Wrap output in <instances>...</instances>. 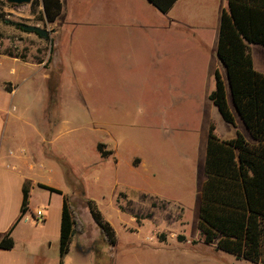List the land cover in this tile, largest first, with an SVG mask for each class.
<instances>
[{
  "label": "rangeland",
  "instance_id": "374dc122",
  "mask_svg": "<svg viewBox=\"0 0 264 264\" xmlns=\"http://www.w3.org/2000/svg\"><path fill=\"white\" fill-rule=\"evenodd\" d=\"M63 12L49 22L41 5L0 0V54L46 63L29 65L13 102V112L26 116L19 127L31 135L22 145L48 165L53 162L52 168L36 167L40 178L65 188L71 199L75 194L77 210L84 198H92L116 223L118 243L111 250L103 234L95 237L101 229L87 206H80L92 240L86 244L75 235L63 263L254 264L198 235L195 170L201 160L193 145L210 115L205 90L215 80L209 76L210 49L205 56L189 50L185 29L169 27L174 13H182L181 3L165 15L148 0H65ZM21 22L50 34L28 32ZM187 67L193 74L185 79ZM220 69L226 73L222 62ZM47 118L60 123L44 144ZM99 143L113 152L102 156ZM121 190L141 201L128 200L122 191L119 211ZM32 196L33 213L45 218L49 210L53 232L62 194L37 187ZM44 248L57 251V244Z\"/></svg>",
  "mask_w": 264,
  "mask_h": 264
},
{
  "label": "trees",
  "instance_id": "16d2710c",
  "mask_svg": "<svg viewBox=\"0 0 264 264\" xmlns=\"http://www.w3.org/2000/svg\"><path fill=\"white\" fill-rule=\"evenodd\" d=\"M177 0H151L162 13L168 12ZM221 15L217 46L219 59L226 67L232 101L248 127L255 143L241 133L233 139H221L210 125L205 162L206 179L203 183L198 227L206 243H215L237 258L264 264V73L253 65L250 44L264 45V0H228ZM32 6L41 5L47 21L55 22L63 10L62 0H32ZM25 30V29H24ZM28 31V30H26ZM33 32V31H28ZM40 35L38 32H34ZM51 53L54 51L51 43ZM26 59L25 55L7 53ZM51 56L47 61H50ZM39 59L35 62L42 63ZM46 64V63H45ZM216 86L209 97L222 117L235 122L227 99L226 83L220 71L215 72ZM98 144L102 156L112 153ZM39 187L63 194L59 188L37 183ZM32 182L23 187L21 213L14 225L0 233V247L12 248L13 228L29 210ZM92 217L110 244L116 243L114 228L104 217L92 198H84ZM83 227L79 213L68 195H64L61 230L60 262L69 251L72 238Z\"/></svg>",
  "mask_w": 264,
  "mask_h": 264
},
{
  "label": "crops",
  "instance_id": "0c3cea01",
  "mask_svg": "<svg viewBox=\"0 0 264 264\" xmlns=\"http://www.w3.org/2000/svg\"><path fill=\"white\" fill-rule=\"evenodd\" d=\"M62 1L64 8L65 0ZM148 1L152 4L151 0ZM180 3L182 6V13L180 14V16L178 12L174 13V16L169 21V27L185 29V40L186 42L190 43L189 50L191 49V51L205 56V50L207 51V48H209L213 53L208 67L209 76H213L215 81L213 85H210L208 88H206V98L204 100V106L206 108V111L210 112V115L208 116L207 122L206 124H204V127L198 136V143L193 145V148L197 147L199 149L198 156L199 160H201L200 168L195 170L197 176V190L195 192V195L196 200L199 201L200 208L202 187L206 179L205 162L210 125L212 123L215 125V133L221 139H233L237 137L238 133H241L249 142L255 143L256 141L253 139L243 118L235 108V105L232 101L231 91L229 89L227 90V87V99L235 117L234 123L227 122L222 117L219 109L209 97L211 91L214 90L216 86L215 72L217 69L220 71L223 80L224 78L228 80L227 70L224 74L223 70L220 69L221 60L219 59V56L217 54L221 15L223 10L228 8V0H177L172 8L168 12L163 14L172 15L173 11L179 9ZM63 14L64 12L62 10L61 15ZM250 48L253 56L254 68L257 71L264 73V45L251 43ZM4 63L6 65H4ZM30 64L38 66L43 65L45 67L44 61L42 63H36L11 55L0 54V233L7 232L18 219L21 213V206L23 202L24 184L28 180L32 182L28 205L29 210L27 211L25 217L21 219V221H19L13 228L12 237L14 239V246L9 249L0 247V264H59L61 259V215L64 195H67L65 192L66 189H63L61 186L52 184L51 182H45L40 178L39 170L36 167L46 168L47 166L49 168H52L54 164L53 162H51V165H48L46 162L38 159L36 157V153L27 151V149L22 145L25 144L26 140L31 137V135L29 134L30 132L22 130V127H19L18 124V122H23L24 120H26V116H24L22 112H13V110L15 109L13 102L18 93L20 83L24 82L29 76L27 72L29 70ZM203 73L204 70H202V74ZM192 74L193 72L190 70V68H185V79L190 78ZM228 92L230 95V99L228 98ZM59 123L60 120L50 118H47L45 120V122L43 123V131L45 136L43 137L42 141L44 142V144L45 142L52 140V135L55 134V128H57V125ZM190 146L192 147V145ZM107 150H111L113 152V150L110 148ZM39 182L59 188L63 191L62 201L60 200L57 205L58 225L53 232L49 231L48 229V221L50 217L49 210L48 215L47 213L45 215L42 225L34 224L31 221V218L35 215L32 211V194L37 189V187H39L37 185V183ZM122 191L123 190L116 192V201L119 211V204L121 203L120 193ZM123 192H125L128 200L133 202L141 201V197L139 198L138 195H134L127 191ZM85 194V191H83V195ZM71 196L72 199H70L73 202L76 195L72 194ZM45 201H47L50 206L52 195L48 194V198H46ZM80 206L86 205H77V211L79 214L81 210ZM112 218H114V215H112ZM109 222L114 228L116 243L114 245L110 244L109 242L108 243L111 250H116V245L118 243L117 229L115 227L116 223L113 220L112 222ZM122 227L125 228L124 225ZM75 235H79V240L86 241V244H89V242L92 240V235H90L89 231L85 229V226L80 227V229L75 232L73 238L75 237ZM198 235L201 237L200 230ZM98 236L102 237V230H96L95 237ZM73 238L70 244L69 251L64 255V258H67L70 253H72ZM52 243L57 244V251L55 249V251L49 252L44 248V246H48V244L50 246V244ZM236 259L243 258L236 257ZM253 263L259 264L255 262Z\"/></svg>",
  "mask_w": 264,
  "mask_h": 264
},
{
  "label": "water",
  "instance_id": "95a60500",
  "mask_svg": "<svg viewBox=\"0 0 264 264\" xmlns=\"http://www.w3.org/2000/svg\"><path fill=\"white\" fill-rule=\"evenodd\" d=\"M32 0H7L8 3H14V4H27L30 3ZM23 29L33 32H38L40 36L42 37H48L50 32L47 28H43L37 24H29L21 22L19 24Z\"/></svg>",
  "mask_w": 264,
  "mask_h": 264
},
{
  "label": "built area",
  "instance_id": "2783aa9c",
  "mask_svg": "<svg viewBox=\"0 0 264 264\" xmlns=\"http://www.w3.org/2000/svg\"><path fill=\"white\" fill-rule=\"evenodd\" d=\"M33 218L37 221H42L44 220V214L39 211L33 216Z\"/></svg>",
  "mask_w": 264,
  "mask_h": 264
}]
</instances>
